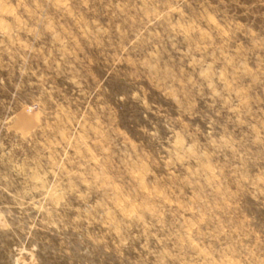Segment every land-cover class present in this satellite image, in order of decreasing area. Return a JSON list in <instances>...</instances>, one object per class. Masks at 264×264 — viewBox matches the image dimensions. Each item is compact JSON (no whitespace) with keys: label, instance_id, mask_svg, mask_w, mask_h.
<instances>
[{"label":"rangeland","instance_id":"obj_1","mask_svg":"<svg viewBox=\"0 0 264 264\" xmlns=\"http://www.w3.org/2000/svg\"><path fill=\"white\" fill-rule=\"evenodd\" d=\"M0 264H264V0H0Z\"/></svg>","mask_w":264,"mask_h":264}]
</instances>
